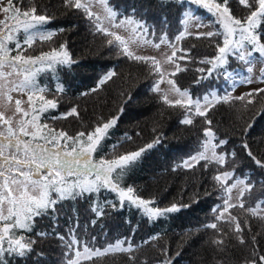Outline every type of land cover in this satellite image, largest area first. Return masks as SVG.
Masks as SVG:
<instances>
[{
	"label": "trees",
	"instance_id": "1",
	"mask_svg": "<svg viewBox=\"0 0 264 264\" xmlns=\"http://www.w3.org/2000/svg\"><path fill=\"white\" fill-rule=\"evenodd\" d=\"M234 1L239 5L238 0ZM106 2L118 15L128 14L142 20L135 13L140 11L143 20L154 19L165 33L180 26L179 6L187 4L186 0ZM14 3L22 11L37 7V14L48 17L49 21L36 31H57L51 40L34 37L31 45L25 44V40L35 30L24 33L21 28L13 32L14 39L8 42L10 55L35 59L52 50L60 51L63 44L73 60L70 64L51 67L36 63L30 74L25 71L35 81L31 91L39 97L34 105L38 123L47 126L44 131L64 132L73 138L83 132L86 139L96 127L117 118V124L101 140L93 159H116L144 147L139 159L119 175L120 186L131 187L134 196L153 201L150 207L164 209L176 204L181 209L153 219L128 200L121 203L117 193L110 189L101 188L95 193L63 200L53 193L57 200L54 214L50 211L36 218L32 232L14 230L25 240L34 241L32 251L23 257L7 256V264H67L69 258L77 259L76 250L81 252L78 264H263L258 257L264 255V168L241 146L246 142L257 158L264 157L262 104L249 116L246 113V122L241 124L236 110L226 106L235 103L231 99L237 96H230L227 102L221 99L209 105L206 116L212 121L210 125L206 120L183 124L184 118H190L189 113L174 101L165 103L160 93L153 90L155 73L143 61L120 55L123 50L108 44L106 35L95 29L97 16L90 19L83 9L67 7L65 0H14ZM228 4L234 15L248 14V9L238 10L241 7L230 0ZM257 31L264 37V24ZM197 37L189 40L182 36L175 57L176 66L181 69L176 71L175 66L177 82L180 86L190 85L189 91L205 84L207 79L220 84L224 71L223 67L213 69L211 64L201 63L212 60L214 55L212 51L205 54V48L195 50L197 45H204ZM109 71L116 75L101 85L99 81ZM41 96L45 101L55 102L56 107L40 112ZM73 108L76 113L68 115ZM209 128L217 139L227 140L225 145L217 147L224 155V163L218 164L210 158L208 162L200 160L185 167L184 161L191 154L203 152L199 143L202 133ZM150 143L153 147L147 148ZM223 171L233 172L232 178L240 177L243 182L236 197L224 190L231 183L227 181L222 187L215 180ZM119 173L117 169L112 174L113 180ZM225 200L229 203L226 202V208ZM214 208L217 210L213 211ZM211 223H216L217 228L206 227ZM73 235L82 243L69 251L65 245ZM59 236L66 238L61 241ZM117 241L123 243L116 246ZM84 244L96 254L82 253Z\"/></svg>",
	"mask_w": 264,
	"mask_h": 264
},
{
	"label": "snow or ice",
	"instance_id": "2",
	"mask_svg": "<svg viewBox=\"0 0 264 264\" xmlns=\"http://www.w3.org/2000/svg\"><path fill=\"white\" fill-rule=\"evenodd\" d=\"M196 3L202 7L208 9L214 15L217 16V23L223 29V45L218 46L217 52L212 60H204L201 63H208L212 65V68L223 67L228 63V54L235 50L238 53V57L241 60H245L247 57L252 56L253 52L259 53L260 57H264V37L261 33H258V29L264 24V0H238L239 5L248 9L246 17H237L232 11L228 0H221V3L210 2V0H195ZM67 7L75 8L77 10L83 9L91 19L95 13L90 11V4L82 3L81 0H65ZM0 12L5 15L4 20H0V67L5 64L12 65L23 69L26 72H31V68L36 63H47L49 67L53 64H70L73 63L72 58L69 56L66 47L61 44L60 51L52 50L51 52L44 53L35 59H25L21 55H17L13 58H9V48L7 42L14 39L13 32H18L22 28L24 33H29L30 30H35L25 40V44L31 45L34 37L39 36L41 40H51L57 30L48 31L47 33H41L36 31L37 27L49 21L48 17L43 14H37V7H31L22 11L18 3H14V0H7V4H3V0H0ZM22 18V19H21ZM114 18V14L109 10V21ZM9 20L15 21L13 24H9ZM134 21H122L118 26H124L125 24H132ZM199 27V24H197ZM95 29L98 32L105 33L108 36H113L114 33L109 32L107 28L100 26L99 17H96ZM147 32V29H144ZM202 36L213 37L219 35V33H213L211 31L202 33ZM183 36L181 32L175 37L176 40H180ZM238 39H234L237 37ZM160 43H164L167 40L166 36L159 37ZM115 41L124 44L119 35H115ZM108 43L113 44V40L109 39ZM246 45L251 46V50L246 48ZM18 46V45H17ZM157 47L160 45L157 44ZM120 55H126L133 59H143L142 57H134L127 47H124ZM176 56V52L173 51L172 57ZM19 62V63H17ZM155 64V61H152ZM41 69H37L40 71ZM159 73V68L155 69ZM248 72L252 71L249 67ZM176 71H181L180 66H176ZM199 71H204L200 69ZM175 73H173L174 75ZM34 75V74H33ZM116 73L109 71L99 83L102 85L106 80L114 77ZM161 76L163 74H160ZM168 83L175 87L172 80ZM35 86L34 79L29 76H25L19 84L16 85L19 89L32 90ZM154 91L159 92L160 89L155 87ZM41 91H43L41 89ZM62 91V89H61ZM179 92V89H176ZM264 92V89L260 90ZM187 92L181 93V96H187ZM217 101L223 100L227 102L229 97L227 95L222 98L212 94ZM255 93H247L246 96H254ZM245 96L236 97L235 99L244 100ZM203 100L206 102L205 110L201 109L200 100L193 101L189 99L187 104L182 105L181 99L174 101L175 105H181L189 110L193 107L195 113L204 117L207 124H211L212 121L207 118L206 110L207 103L209 102L208 95L203 96ZM165 103L172 104L168 97L164 96ZM42 107L40 112L46 111L48 107L55 108L56 103L47 100L45 101L43 96L40 97ZM250 102V101H249ZM21 101H17L18 106L21 105ZM29 103H32V96H29ZM36 111L35 108L32 109ZM76 113V109L73 108L68 115ZM24 116H28V112H22ZM38 117L33 115L27 123V130L23 127L19 133L13 132L7 125L6 132H0V221L3 222V226L0 227V264H7L6 257L10 255L25 256L32 251L34 241L25 240L24 236L17 235L14 230L21 229L25 232H32L34 228V221L36 218L42 217L53 211L57 203V200L53 198V193L57 194L59 199L63 200L68 197L76 199L84 194H91L98 192L101 188L110 189L112 192L117 193L120 202L123 203L128 200L138 208H142L146 216L156 219L164 217L168 213H174L180 211V207L173 204L171 207L160 209L158 207H150L153 201L142 199L139 196L133 195V188H123L119 184V175H122L126 168L136 162L142 153L145 151L144 147L139 150L131 151L127 154L120 155L116 159L111 160H93V153L97 151L98 146L102 139L108 134V130L113 128L118 120L117 118L111 119L109 122L103 124L102 127H96L95 130L87 134L81 132L79 136L73 138L64 132H54L51 129L44 131L47 128L46 125H40L37 123ZM183 124H193V119L184 118L181 121ZM205 151L199 152L197 155L192 156L189 160L184 161L185 167H191L193 162H199L200 160L209 159L208 152H211L212 158L216 160L218 164L224 163V156L216 154V148L221 147L227 143L226 139H217L211 129H206L203 133ZM130 139V138H129ZM215 140L216 143H212ZM242 148L251 157L254 162L261 168H264V157L257 158L250 150V146L245 142L241 144ZM7 148V156L4 155V149ZM153 147V144H148L147 148ZM15 153V154H14ZM21 154H23L21 158ZM235 155V152L231 153ZM232 163H235L233 161ZM9 169H12L9 171ZM120 170L116 180H113L112 174ZM34 176L36 178H34ZM233 176L232 172L223 171L222 175L215 176V180L221 182L223 187L226 182ZM241 183V181H237ZM234 186V185H233ZM226 192L230 191L229 187H225ZM243 194V193H242ZM228 203L225 200L223 207H227ZM229 204V203H228ZM184 205L183 207H187ZM220 207V206H218ZM256 207H260L257 205ZM94 212L95 208L92 209ZM217 209L214 208L213 211ZM211 229H216L217 224L211 223L206 225ZM73 229H69V232H73ZM65 236H59L61 241L65 240ZM95 238L93 237V240ZM243 242V241H241ZM82 243L77 239L75 235L68 240L65 247L71 251L77 244ZM123 241H117L116 246L122 244ZM112 247V245H109ZM85 255H94V253L88 246L84 244L83 248ZM107 251V249H105ZM76 260L69 258L67 264H78V260L81 256L79 250L75 251ZM259 261H264V255L258 257ZM166 264V262H164Z\"/></svg>",
	"mask_w": 264,
	"mask_h": 264
},
{
	"label": "rangeland",
	"instance_id": "3",
	"mask_svg": "<svg viewBox=\"0 0 264 264\" xmlns=\"http://www.w3.org/2000/svg\"><path fill=\"white\" fill-rule=\"evenodd\" d=\"M186 1L187 4L185 2L179 6L180 8L178 20L180 21V26L174 28L173 32L171 33H165L164 31H162V27L157 25L154 19L148 18L146 20H143L142 16L140 15V11H136L135 13L145 22L144 25L142 23V20L135 19L132 15L116 14V11L106 2V0H81L82 3L90 4V11L95 13V16L99 17L100 26L105 27L109 32L114 33L113 36H108L104 33L107 37V41L109 39L113 40V44H111L112 47L121 50H123L124 47H127L128 51L131 52L134 57L143 58L139 60L143 61V64L148 66L152 70V72L155 73L153 85L160 89L159 93L163 97V99L165 95L170 101L181 99L182 105L187 104V101L189 99H192L193 101L200 100L201 109L205 110L206 102L203 100V96L208 95L210 102L207 103L208 110L211 106L210 104L216 100L212 95L213 93H216V95H218L219 97H223L225 95H227L228 97L245 96L246 98L244 100H238L235 99V97L231 99V102L235 100V103H233L232 105L228 103L226 105H229L230 108L233 107L232 109L236 110V112L238 113V118L242 121L241 124H244L246 122V113L249 116V114L259 103L262 104V107L264 109V92L260 91L264 89V59L263 57H260L259 53L257 55L253 52L252 56L247 57L245 60H241L238 57V53L233 50L228 54V63L223 66L224 71L220 76V78H222L220 79V84L210 83L212 79H207V82L205 84L201 83L199 86L195 87L194 90L191 89V91H189L190 85L186 84L184 86H180L175 77V57L179 53V49L177 48L179 47L180 40H176L175 37L181 32L183 33V36L189 38V40L190 37L195 38V36H198L197 39L204 45H197L195 47V50L205 48L207 49L205 54H209V51H212L214 56L218 54V46L223 45L224 38L223 29L218 25L216 15H214L208 9L202 7L200 4L196 3L195 0ZM230 1L234 2L237 7H241L238 10L246 9L243 6L237 5L236 1ZM210 2L219 3L216 0H210ZM3 4L6 5L7 0H3ZM109 10L114 14V18L111 20V23L109 21ZM238 14L246 15L247 12L235 13V15ZM4 19L5 15L0 12V20ZM122 21H134L135 23L118 26ZM8 22L9 24L15 23V21L11 20H9ZM197 24H199V27L197 26ZM148 26H150L151 28H149ZM144 29H147L148 31L145 32ZM0 31H3V29L0 28ZM209 31L213 33H219V35L213 37H205L201 35L202 33H207ZM115 35H119L121 37V40L124 41V44H120V42L115 41ZM161 36L167 37L166 42L160 43L159 37ZM187 38H184L183 40H187ZM234 39H238V36L234 37ZM157 44H159L160 46L157 47ZM246 48L249 49L248 45H246ZM173 51L176 52L175 57H172ZM8 56L9 58L14 57L10 55L9 52ZM30 57L32 56L25 55L24 58L28 59ZM153 60L155 61V64L152 63ZM249 67L252 68L251 72H248L247 70ZM156 68H159V73H157V71L155 70ZM143 71H145V67ZM173 73L175 74L173 75ZM29 74L25 73L23 69L14 67L9 64H5L0 67V132L7 131L6 126L4 125L7 124L13 132H16L18 134L22 127L27 130V123L25 121L30 120L33 115L37 116L36 111L33 112L32 109H36L34 100L38 96L36 97V95H34L29 89H19L16 87V85L19 84V82L22 81L25 76H29ZM160 74L163 75L161 76ZM169 80L173 81L175 87L168 83ZM230 85L232 86L230 87ZM176 89H179L180 91L177 92ZM183 92H187L188 95L181 96V93ZM252 92L255 93L254 96H246L247 93ZM29 96H32L31 104L29 103ZM252 99L258 100L259 102L248 101ZM17 101L22 102L20 106H18ZM217 102H214L212 105L216 104ZM40 107H42V104L40 105ZM182 108L189 113L190 118L194 121L199 122L205 120L204 117H200L195 113L194 107L191 110L183 106ZM22 112H28V116H24ZM205 139L206 138L203 136L201 138L202 142L199 143L203 146V151H205L203 143ZM212 143L215 142L212 141ZM7 151L8 150L5 147V156H7ZM198 153L191 154L190 157L197 155ZM216 154L223 155L222 151L218 150L217 148ZM22 156L23 154H21V158ZM208 156L209 159H207V162L210 160V158H212L211 152H208ZM93 160L97 161L96 159ZM11 170L12 169H9V171ZM236 176L239 177V174H236ZM34 178L36 177L34 176ZM237 181H241L240 177L236 180H234L233 178L228 180V182L232 185L229 192L233 197H236L243 183L242 181L241 183H237ZM0 183H3V181H0ZM2 226L3 222L0 221V227ZM243 250H245L244 247ZM83 252L84 251H82V253Z\"/></svg>",
	"mask_w": 264,
	"mask_h": 264
}]
</instances>
